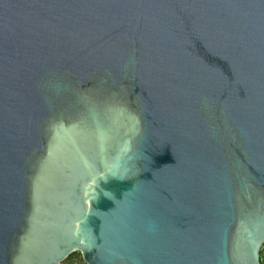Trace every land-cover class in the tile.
I'll list each match as a JSON object with an SVG mask.
<instances>
[{"label":"water","instance_id":"water-1","mask_svg":"<svg viewBox=\"0 0 264 264\" xmlns=\"http://www.w3.org/2000/svg\"><path fill=\"white\" fill-rule=\"evenodd\" d=\"M264 0H0V264H262Z\"/></svg>","mask_w":264,"mask_h":264},{"label":"trees","instance_id":"trees-1","mask_svg":"<svg viewBox=\"0 0 264 264\" xmlns=\"http://www.w3.org/2000/svg\"><path fill=\"white\" fill-rule=\"evenodd\" d=\"M74 260L73 262L75 264H86L85 261L83 260L80 251H73L71 252L61 263H64L65 261H70ZM260 260L262 264H264V245L260 249Z\"/></svg>","mask_w":264,"mask_h":264},{"label":"rangeland","instance_id":"rangeland-1","mask_svg":"<svg viewBox=\"0 0 264 264\" xmlns=\"http://www.w3.org/2000/svg\"><path fill=\"white\" fill-rule=\"evenodd\" d=\"M73 261H74V260L65 261V262H64V263H62V264H75Z\"/></svg>","mask_w":264,"mask_h":264}]
</instances>
